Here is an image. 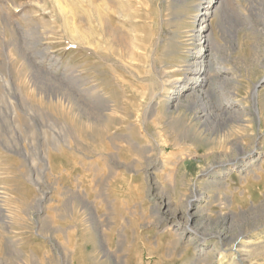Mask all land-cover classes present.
<instances>
[{
  "label": "rangeland",
  "instance_id": "374dc122",
  "mask_svg": "<svg viewBox=\"0 0 264 264\" xmlns=\"http://www.w3.org/2000/svg\"><path fill=\"white\" fill-rule=\"evenodd\" d=\"M263 75L264 0H0V264H264Z\"/></svg>",
  "mask_w": 264,
  "mask_h": 264
},
{
  "label": "bare ground",
  "instance_id": "6f19581e",
  "mask_svg": "<svg viewBox=\"0 0 264 264\" xmlns=\"http://www.w3.org/2000/svg\"><path fill=\"white\" fill-rule=\"evenodd\" d=\"M102 1V0H101ZM106 1V0H105ZM108 2V1H107ZM114 5V4H113ZM105 8V7H104ZM112 8V7H111ZM101 10V9H100ZM102 12V11H101ZM108 12V11H107ZM183 12V11H182ZM104 13V12H103ZM99 14H101V13H99ZM112 14V13H111ZM114 14V13H113ZM104 17H105V15H103ZM107 18V17H106ZM103 19V18H102ZM109 19V18H108ZM115 19V18H114ZM102 21H104V20H102ZM162 22V21H161ZM160 22V23H161ZM160 26H161V30L164 32L165 31V24L162 22L161 24H160ZM167 27V26H166ZM167 29V28H166ZM160 31V30H159ZM162 32V33H163ZM160 33H161V31H160ZM199 35V34H198ZM197 35V36H198ZM201 35V34H200ZM102 36V35H101ZM100 36V37H101ZM205 36V35H204ZM204 36H200V37H198L197 38V40H199L200 41V43H202L201 42V39H203V37ZM208 39V37L207 36H205L204 37V39H203V45H202V47H204V50H207V46H208V41L209 40H207ZM159 41V40H158ZM206 43V44H205ZM154 45V44H153ZM90 47V46H89ZM157 47V46H156ZM145 48H146V46H145ZM210 48V47H209ZM143 49H144V47H143ZM142 49V50H143ZM98 50V49H97ZM134 50V49H133ZM151 50V49H150ZM154 50L155 49H152V51L154 52ZM146 51H147V49H146ZM152 51H151V54H152ZM145 52V51H144ZM140 54V53H139ZM145 54V53H144ZM146 54H147V52H146ZM210 54V53H209ZM150 55V54H149ZM152 55H154V54H152ZM139 56H141V55H139ZM206 56L207 55H200V60L199 61H197V60H195V62L194 63H192V64H190V65H188L187 66V71H186V73H185V75H184V78H179L178 80H176L175 81V83L176 82H178L179 83V87H178V91H177V93H178V95H180L181 93H183V92H185V91H189L188 93L189 94H193L194 95V99L192 100V104L194 105L195 104V106L196 107H198V108H200V109H202L206 114H207V117H208V119H209V117H212V114H211V112L209 111V94H211V93H213L214 92V90H213V88H212V85L210 84L211 83V80L212 79H209V62H208V64H206ZM211 56V55H210ZM209 56V57H210ZM153 57V56H152ZM151 57V58H152ZM140 58V57H139ZM142 58V57H141ZM140 58V60L142 61V59ZM143 58L145 59V57L143 56ZM152 59H154V57L152 58ZM151 59V60H152ZM156 59V58H155ZM155 59H154V61H155ZM150 60V61H151ZM211 60V59H210ZM153 60H152V64L153 65H155V62H154ZM151 63V62H150ZM149 63V64H150ZM159 64V63H158ZM148 65V64H147ZM9 66V65H8ZM150 66V68H151V65H149ZM160 66V65H159ZM180 66V65H179ZM162 67V66H161ZM216 67V66H215ZM166 68V67H165ZM152 69V68H151ZM154 69V68H153ZM154 70H156V69H154ZM159 70V69H158ZM162 70V69H161ZM157 72V71H156ZM177 72V71H176ZM10 74V73H9ZM139 75V74H138ZM146 76V75H145ZM173 75H172V72L171 71H168V68H167V70H164V77H166V80L165 81H171V80H169L171 77H172ZM225 77V76H224ZM140 78V77H139ZM157 79V78H156ZM172 79V78H171ZM161 80V79H160ZM261 80H264V75L262 76V79ZM8 81V80H7ZM6 81V82H7ZM148 81H149V79H148ZM164 81V82H165ZM222 81L224 82V79L222 78ZM10 82V81H9ZM9 82H7L6 83V88H8L9 86H10V84H9ZM167 82H165V84H164V86L166 85V83ZM172 82H173V80H172ZM171 83V82H170ZM172 84H174V83H172ZM171 86V85H170ZM167 87V86H166ZM11 88H12V86H11ZM163 88V87H162ZM218 89V88H217ZM160 90V89H159ZM164 91V90H163ZM156 93V96L158 95L157 94V92H155ZM233 95V94H232ZM155 96V95H154ZM253 97H254V99H255V101L256 102H258V98H259V96H257V93H256V91L254 90V92H253ZM49 98V97H48ZM16 99V98H15ZM152 99V98H151ZM252 100V99H251ZM254 101V102H255ZM150 102V101H149ZM255 102V103H256ZM18 105V104H17ZM15 107H16V105H15ZM176 107H178V109H179V111H181L180 109L183 107L184 108V110H185V108L186 107H188L189 109L191 108L188 104H179V105H177ZM194 107V106H193ZM195 109V108H194ZM14 110V109H13ZM200 111V110H199ZM259 111V110H258ZM194 112V111H193ZM12 113H14V112H12ZM15 113H16V111H15ZM14 113V114H15ZM180 113H182V112H180ZM196 113V112H195ZM1 114V113H0ZM201 114V113H200ZM261 113H259L258 112V120L260 121V122H262L263 120H262V118H261V115H260ZM13 115V114H12ZM184 115V114H183ZM196 115V114H195ZM198 115V114H197ZM196 115V116H197ZM10 116V115H9ZM230 116V115H229ZM16 118V117H15ZM18 118V117H17ZM232 118V117H231ZM87 119L89 120V121H91V120H93V117L92 116H87ZM198 119V118H197ZM153 120V119H152ZM155 120H157V119H155ZM236 120V119H235ZM94 121V120H93ZM203 121V120H202ZM207 121V120H206ZM155 122V121H154ZM204 123V122H203ZM209 123V122H208ZM155 124V123H154ZM157 125V124H156ZM204 125H206V123H204ZM207 126V125H206ZM143 127V126H142ZM145 128V127H144ZM59 135V134H58ZM14 144V143H13ZM4 145V144H3ZM234 146H235V144H234ZM238 147H239V150L240 151H244L243 153H245L247 156H249V154L250 153H246V151L244 150L245 148L242 146V145H240V143H239V145H238ZM96 149V148H95ZM87 151V150H86ZM95 151V150H94ZM237 151V150H236ZM89 154V153H88ZM237 155H239V154H237ZM44 158H46L47 160H49L50 159V155L49 154H47ZM50 161V160H49ZM48 163H46V165H47ZM49 164H50V162H49ZM49 164H48V166H49ZM50 167H51V165H50ZM53 169V168H52ZM195 200V199H194ZM194 203H195V201H194ZM190 205H193V204H190ZM185 226V225H184Z\"/></svg>",
  "mask_w": 264,
  "mask_h": 264
}]
</instances>
